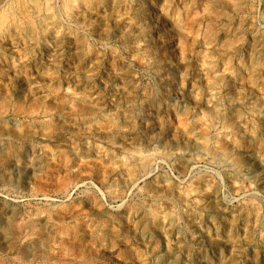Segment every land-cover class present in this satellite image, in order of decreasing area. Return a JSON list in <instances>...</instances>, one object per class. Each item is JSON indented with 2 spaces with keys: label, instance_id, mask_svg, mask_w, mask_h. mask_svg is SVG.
Segmentation results:
<instances>
[{
  "label": "rangeland",
  "instance_id": "1",
  "mask_svg": "<svg viewBox=\"0 0 264 264\" xmlns=\"http://www.w3.org/2000/svg\"><path fill=\"white\" fill-rule=\"evenodd\" d=\"M0 264H264V0H0Z\"/></svg>",
  "mask_w": 264,
  "mask_h": 264
}]
</instances>
